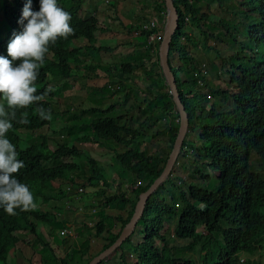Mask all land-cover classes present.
<instances>
[{
  "label": "trees",
  "instance_id": "16d2710c",
  "mask_svg": "<svg viewBox=\"0 0 264 264\" xmlns=\"http://www.w3.org/2000/svg\"><path fill=\"white\" fill-rule=\"evenodd\" d=\"M173 1L179 13V24L172 36L169 63L176 79L181 102L189 118L187 137L196 133L199 135L197 141L200 142L196 146L193 140L184 142L174 168L189 169L190 173L201 182L196 185L186 182L185 178L176 174L173 168L168 179L147 200L144 214L139 220L135 233L116 252H122L124 264H165L166 262L196 264L186 256H175L173 251L178 249L170 247L167 236L163 235L166 224L177 216L175 235L180 240L191 241L185 250L203 246L206 254L201 264H263L260 259L264 258V0H237L240 7L230 10L224 8L232 14L231 18H221L216 24L209 26L217 29L220 26L228 34L233 35L235 31L241 32L242 35L240 40L234 36L237 51L221 65L222 72L229 76L233 83L230 91L216 89L213 93L217 99L221 97L222 102L210 100L212 89L210 95L200 94L197 88L189 89L188 80L182 76L185 73V64L188 70L197 71L195 73L197 80L206 81L205 75L199 66L193 63L187 50V44L191 43L194 47L197 44L186 30V26L187 21L190 20L201 28L202 21L209 19V15L207 12H202L201 7L193 0ZM26 2L27 0H0V56L8 55V44L13 39V34L23 31V26L18 21ZM74 2L76 3L74 7L65 9L61 6L62 0H58V5L71 14L70 24L75 34L67 39L58 38L55 44L49 46V51L54 50L57 58L61 60L64 73L53 60L47 61L45 56L44 65L40 69V80L38 78L35 82L37 94L48 91L45 101L40 104L45 109L51 110L52 118L59 116L60 111L50 103L55 93L50 87L49 75L62 78L59 84H63L62 87L69 90L72 85L64 81L70 69L68 59V56L72 54L70 45L74 40L79 39V36L86 37L89 43L93 44L95 32L103 31L107 27L106 23L100 22L94 16L95 14L86 20L80 18L78 13L85 0H74ZM150 8L153 16L155 13L161 21V28L157 26L147 28L145 23L149 22L148 25H150L151 20L142 14V10L137 14L140 17L130 24L145 36V40L136 45L138 51H135V60H139L140 63L138 65L131 62L121 64L116 74H108L109 78L115 77V92L123 93L130 88L127 82L130 81L132 72L141 68L149 69L150 73L146 76L149 81L146 93L151 97L143 98L133 105L140 113L146 115L145 120L139 122L135 128H126L122 124L121 115L110 116L117 112L118 106H121L120 100H115L106 109L90 108L85 99H82L80 103L81 98L74 94H72L73 104L67 106L64 118L74 122L76 127L82 116H92L89 121L90 129H88L92 134L77 138L76 141L81 144L115 140L119 145L124 144L127 148L126 153L117 156V161L132 173L135 188L130 196L121 191L107 193L104 188L110 185L107 175L100 169L95 170L99 165L87 156L91 166V171L88 172L89 183L95 187L101 183L104 185V187L101 185L98 187L93 194L94 197L98 196L100 204L106 207L130 208L127 219L118 218L122 222L121 231L118 234L109 232L107 244L103 246L100 253L118 241L135 215L140 195L148 191L164 172L181 127L180 112L166 83L157 46L150 45L148 42L153 33L160 29L164 31L163 20L167 15L166 2L154 0V5ZM39 9L40 0H32V10L39 11ZM92 9V12L98 14L100 8ZM113 9L114 7L110 8V10ZM122 24L125 26L124 23ZM201 31L204 39L211 36L214 40H221V36L224 35L222 30L218 33L205 29ZM125 43L132 42L127 39ZM175 54L183 63L182 65L173 64ZM69 91L78 90L74 88ZM126 98H129L128 93ZM161 101H165L162 106L159 105ZM228 102L232 105H229L228 109L224 108L222 104ZM75 105L77 106L74 107ZM38 106L33 104L25 109H18L17 118L12 122L13 128L6 134L10 142L15 143L19 149L26 148L25 151H17L18 159L23 160L25 166L16 174V178L28 185L37 207L29 211L17 209L16 215H8L0 207V264H14L10 262L9 255L20 242L18 236L20 233L34 236L21 239V243L35 253H40L37 244L48 248V244L42 241L37 229L40 222L49 223L52 216V212L46 210L44 206H48L55 199L67 197L69 193L66 189H61L54 190L50 195L48 191H42V186L45 183L51 189L52 181L57 179L65 181V170L71 173L82 171L74 160L83 157L85 151L70 147L69 144H62L59 150L52 154L48 138L37 134L52 123V119L42 120L35 113ZM24 111L29 113L30 123L26 125L18 122ZM155 118L164 119L165 123L162 124L156 136H148V138L168 140L165 155H149L145 151V146L140 143L141 138L144 139L141 133L148 126L149 121ZM67 130H70V127L63 128L62 132ZM253 155L257 156L256 164L262 173L251 170ZM50 160L55 163L52 170L51 167L45 166V163ZM212 174H216L213 182ZM138 181L142 184L136 187ZM178 182L181 184L178 185ZM39 196L42 198V203L37 201ZM140 227L143 240L139 245H134L133 236ZM200 228L204 231H200ZM101 233L102 231L97 229L98 237ZM67 243L68 239L64 242L66 250L70 249ZM128 246H132L133 251L129 250ZM73 251L74 249L71 248L65 253V257L61 260L62 264H74L72 263ZM85 251L87 249L81 251V255L85 256ZM166 256L168 260L165 259ZM93 258L90 257L87 260L88 263ZM108 262H110L109 258L98 264Z\"/></svg>",
  "mask_w": 264,
  "mask_h": 264
},
{
  "label": "rangeland",
  "instance_id": "374dc122",
  "mask_svg": "<svg viewBox=\"0 0 264 264\" xmlns=\"http://www.w3.org/2000/svg\"><path fill=\"white\" fill-rule=\"evenodd\" d=\"M193 2H196L197 5H199L202 9V12H207L209 15V19L203 20V26L197 27L194 22L188 20L186 30L190 34V36L193 37L195 40L197 46L194 47L191 43L187 44V50L189 51V55L193 61V63L196 66H199V69L202 71V73L206 77V81L203 83L200 80L196 79L195 73L191 70H188V66L184 64L185 73L182 74L183 78L188 80V88H197L200 90V94L210 95V90L212 89L213 92L211 101L213 100H219L222 102V98L217 99V97L213 94L216 89L223 90V91H230L233 88V83L230 80V77L224 74L221 70L222 62L225 61L232 53L237 51L236 43L234 42V36L237 37V39H241L242 35L241 32H235L233 31L232 34L226 33L220 26L219 29L216 27H209L214 24H216L217 21H219L221 18H231L232 14L228 11H225L224 8L230 10L236 7H240V4L237 2V0H193ZM102 4V5H101ZM76 3L74 0H62L61 6L65 9H70L74 7ZM152 5H154V0H85L83 3L78 16L84 20L94 16L98 18L100 22L106 23L107 27L104 32L100 33L97 37L98 44L102 47V50H100V53L95 56L90 52L91 48L93 47L92 44L89 45L87 48H81L80 51L77 53V56L72 58L74 68L70 71V77H67L65 79H69L72 84L75 83V80L77 79L75 70V67L78 64L85 63L87 60H94L95 62H100L101 57L105 55L106 48L112 47L114 49L113 52H110V56H112V60L114 62V65L116 67H119L120 64H125L128 62H131L133 64L138 65L140 63L139 60H135V51L137 50V44L142 43L145 40V36L142 32H139L136 28L131 27L130 24L134 23L137 20V17H140V15L137 16L138 11L142 10V14L144 16H147L150 20L156 18L159 20V18L155 15L153 16V13L151 11ZM100 8L98 10V14L95 12H92V8ZM113 10H110V8H113ZM115 12V13H114ZM2 16V13H1ZM160 21V20H159ZM125 26H123V24ZM149 22H146L145 25H148ZM202 29L208 30L209 32H215L218 33L220 30L223 31L224 35L221 36V40H214L213 37L209 36L208 39H204V36L202 34ZM161 32V30H160ZM131 41L132 43L123 45L124 42ZM163 41L160 40L156 46L157 49L160 47L161 43ZM83 44V43H82ZM108 46V47H107ZM83 51H87L86 54L83 53ZM138 51V50H137ZM173 64L174 65H182L179 61L178 56L175 54L173 55ZM150 73L149 69L141 68L136 70L135 72H132L130 74V81L127 82L130 89L129 91V98H126L127 92L123 93H116L115 97L113 98H107L109 99H116L120 100L121 106H118L119 112H114L113 114H110L112 117H119V115L122 116V124L126 128H135L139 122H142L145 120L146 115L143 113H140L138 108L133 107L136 103H138L139 100L143 98H149L151 97L148 93H146V87L149 84V81L147 80L146 76ZM115 78V77H114ZM75 86V85H73ZM78 87H82L79 91H68L62 87V86H56L53 91H55V97L50 100L51 104H54L55 107L58 109L59 117H54V123L55 127L52 130H48V128H45L41 131H39L37 134L45 135L48 137L53 138L51 142V148L55 145L56 142L64 143L66 141L71 140L73 135L83 136V135H89L90 131V122L92 116L84 115L81 117L80 121L78 122L77 126L75 127V123L65 120L66 117V111L67 106L73 104V97L72 94L80 97L79 102H82V99L86 101V104L91 103L88 105V107H102L107 108L108 103L106 101H101L93 97V89H85V86L82 84H79ZM114 87V86H112ZM76 88V86H75ZM115 88V87H114ZM189 89L187 91H189ZM116 90V88H115ZM112 91V90H110ZM110 91H107L106 93H109ZM171 93V89H170ZM219 98V97H218ZM76 100V99H75ZM114 102V101H112ZM165 103V101L159 102V105L162 106ZM211 104V103H210ZM231 106L232 103L228 102L227 104H222L224 108ZM75 105L74 107H76ZM84 107H87L84 105ZM65 112V115L63 116V113ZM148 115V114H147ZM86 123V124H85ZM165 123L164 119H158L155 118L152 121H149L148 126L145 128L144 132L141 133V135L144 137L141 138L140 143L145 146V151L149 155H165L167 152V148H165L168 145V140L166 139H157L152 140L151 138H148V136H156L157 132L161 129L162 124ZM70 127V130H67L66 132H62L63 128ZM68 131L73 132L72 134ZM188 134V133H187ZM64 135V137H62ZM69 135V136H68ZM197 135L196 133L190 134V136H186L184 142L188 140H193V144L199 145L200 142L197 141ZM76 144V141L74 139L71 140L70 146H73ZM78 146V143L75 145ZM132 147V145H131ZM55 148V147H53ZM85 151L89 156L95 161L99 162L101 165L99 169L101 171H106L108 174V177L110 179V173L112 171H115L123 180H126L123 184H128L132 186L134 185V181L132 182V176L131 172L126 170L124 167L121 166V164L117 161V156L119 154H124L127 152L126 145L122 144L119 145L117 141L115 140H107L102 142H97L95 145H88L85 146ZM256 155L252 156L251 159V170L253 172L262 173L256 164ZM79 166L82 168V173L87 172V169L90 167L89 160L87 157H83L82 159H79L77 161ZM263 165V164H262ZM174 171L176 174L181 175L186 182H192L195 185L199 184L201 180L197 178L196 176L192 175L190 173L189 169H180L178 167L174 168ZM81 172H72L73 176H77L78 183L86 190L84 191V194H80L79 200H77L73 194L69 195V197L64 198L65 200L61 199H55L49 204L48 206H44L46 210H49L52 212V217L49 223H43L40 222L37 225V229L39 234L41 235V239L45 244H48V248L42 247L41 245L37 247L40 248V253H35L38 256L35 257L34 254L26 253L25 249H27V246L21 243V239L25 238H33L34 236L32 234L27 233H20L18 236L20 237V242L17 244L16 248H14L10 252V262L14 264H41L43 261L44 264H48L49 260L53 262V264H62L61 263V253L64 252V242L68 238L67 246H71V234H62V230L65 228H68L67 224L84 221V228L88 227L90 228L87 233L83 236L84 243L80 246L81 250L75 249L73 251V257H72V263L74 264H87L88 259L90 257L94 256H88V252L91 249H96V254L100 253L103 249V246L107 244V239L110 236L109 232L118 234L116 232H113L117 229V225L119 222L116 221V219H107L105 221V226L102 228V233L99 235V237L96 235L97 229H99L98 226H95L89 219L90 217L93 218L90 215V212H93V214L97 215H108V212L104 210L97 211V208H94V206H104L100 204V201L98 199V196L96 199V202L93 204L86 203L90 201L94 197V192L97 190L94 186H92L89 183L87 174H82ZM104 172V174H106ZM106 174V175H107ZM264 175V172H263ZM108 179V178H107ZM108 179V180H109ZM176 179V178H175ZM216 179V174H212V182ZM134 180V179H133ZM177 181V180H175ZM203 183V182H202ZM112 189H114L116 192H120L122 190V183L115 179L112 181ZM181 183L178 182V185ZM184 186V185H183ZM109 187V186H108ZM123 188H126L127 191L130 193V189L124 185ZM53 190H58V186L55 185L52 188ZM53 190H51L49 187L45 185V183L42 186V191H48L50 195L53 194ZM114 192V191H113ZM122 192V191H121ZM132 194V193H131ZM49 195V196H50ZM128 195V194H127ZM130 196V195H128ZM37 201L39 203H42V198L40 196L38 197ZM69 200L70 205L72 208L67 207V201ZM80 201V203H79ZM89 204V205H87ZM155 204H157V200H155ZM87 205V206H86ZM86 206V207H84ZM80 207L81 209H79ZM106 207V206H105ZM80 211L81 214H76L77 211ZM60 214V215H59ZM178 217H174L170 222L166 224V227L163 231V235L167 236L169 246L177 248L178 251H173L175 256L183 257L186 256V258L196 262V264H201L205 259L206 252L203 250V246L199 245L192 249L185 250V247L189 245L191 242L190 240H180L175 235V229H176V221ZM120 229H122V223L120 224ZM71 230L74 232L77 230L76 228L72 227ZM141 227L138 229V232L133 236V243L134 245H139L143 237L140 234ZM120 231V230H119ZM200 231H204L203 228H200ZM16 236V235H15ZM136 241H141L140 243H135ZM19 246V247H18ZM85 246V247H84ZM130 246H128L129 248ZM102 248V249H101ZM87 249L86 255H81V251ZM129 250L133 251V247L131 246ZM92 254H95L93 252ZM88 256V257H87ZM49 260H48V259ZM110 262L106 264H124L122 261V252H116L112 256L108 257ZM107 258V259H108ZM167 259V256L165 258ZM106 260V259H105ZM24 261H27L28 263H25ZM260 261L264 264V258L260 259ZM165 264H168L166 262Z\"/></svg>",
  "mask_w": 264,
  "mask_h": 264
},
{
  "label": "clouds",
  "instance_id": "9594fccd",
  "mask_svg": "<svg viewBox=\"0 0 264 264\" xmlns=\"http://www.w3.org/2000/svg\"><path fill=\"white\" fill-rule=\"evenodd\" d=\"M166 17L165 20H163L164 31L160 29L161 32L159 30L158 32L153 33L148 40L150 45H156L160 40H164ZM155 20L156 18L152 19L150 25L145 26L147 28H151L154 26L161 28V21L157 19L156 22ZM70 21L71 14L58 5V0H40L39 11H33L32 0H27L22 9L21 18L18 21V23L23 26V31L19 34H13V39L8 44V55L0 56V207H2L4 212L8 215H16L17 209H19L20 211H29L36 208L37 205L34 202L33 193L28 185L22 183L16 178V174H18L19 171L25 166L23 160L18 159L19 153L17 151H25L26 148L19 149L15 143L10 142V140L6 137V134L10 129L13 128L12 122L17 118V110L25 109L33 104L39 105L38 107H36L35 113L39 115L40 119H52L51 126L45 128H48V130H52L54 128L55 123L53 119L54 117L52 118L51 116V110L45 109L40 104V102L45 101L46 97L48 96V91L37 94L38 90L35 82L40 77V69L44 65L45 56L47 61H49V59L53 60L59 66L61 72L64 73V68L61 60L57 58L54 50L49 51V46L51 44H55L58 38L67 39L69 36L75 34V30L71 27ZM104 31L105 30H99L95 32V42L92 44L93 47L90 50V52L95 56H97L100 53V50H102V47L98 44L97 37ZM90 44L91 43H89L86 37L83 36H79V39L72 42V44L70 45L72 54L68 56L70 69L65 78L70 77V71L72 70V68H74V65H72L73 56L76 57L81 48H87ZM123 45H126V43L124 42ZM107 49L108 48H106L105 55L101 57L99 63L95 62L94 60H87L85 63L78 64L75 67V70L77 71V79L75 80L74 84H72L69 79H65L64 83L67 82L72 85L69 90L74 89L76 86V89L79 91L80 89H82V87H78L79 84L84 85L85 89H93V97L101 101H106L109 107L113 104L112 101L115 102L116 99L107 100V98H113L116 96V87L114 84L115 78H109L108 74H116L117 68H119L121 64L119 65V67H116L114 65L112 56H110L112 55L110 54V52H113L114 49L112 47H110L108 50ZM159 49L160 47L158 48V52ZM83 53L86 54L87 51H83ZM17 61H19L20 63L17 64ZM49 77L51 80V89L54 90L56 86L63 85L59 84L62 78H56L51 75H49ZM112 86H114L115 88ZM64 88L66 89V87ZM69 90H67V92ZM107 91L110 92L106 93ZM127 93H129L128 90ZM104 95L107 96L104 97ZM89 104L91 103H88V105ZM117 112H119L118 108ZM28 115V112H22L18 122L25 125L29 124L30 121L28 119ZM55 117L58 118L59 116ZM91 134L92 133L90 132L89 135L78 137L77 135H73L71 140L74 139L76 141L77 138L91 136ZM46 137L49 140L50 151L52 154L59 150L60 145H70L71 142V140L69 139L68 141L60 144H58L59 142H56L53 146L55 148H51V142L53 138L48 136ZM62 137H64V135H62ZM77 143L78 146H75ZM76 144L70 147H77L78 149H82L83 151H85V146L95 145L93 143L81 144L78 141H76ZM87 156H89V154H87L85 151L83 157ZM83 157L76 158L74 160L75 164L79 166L77 161L79 159H82ZM45 166L51 167L52 170V168L55 166V163L50 160V162L45 163ZM99 167L100 166H98V168H95V170H99ZM90 171L91 166L87 169V172L90 173ZM64 174L66 176V180H54L52 181L53 186L55 183V185L58 186L57 191L66 189L69 193L67 197L73 194L74 197L79 200L80 194H84V191L86 190L78 183L77 176H73L71 171L65 170ZM138 182L136 183V187H139L142 184L141 182V184L137 186ZM100 185L101 187H104L102 183L99 184L98 187H100ZM53 186L51 187V190H53ZM98 187L95 188L98 189ZM64 198L62 199L65 200ZM95 198H97V196ZM69 200L71 199H66L67 207L72 208ZM78 208L81 209L80 207ZM62 234H69L68 228L63 229ZM70 237L71 249L73 248V244L72 236L70 235ZM70 249L66 250V246H64L65 253L70 251ZM63 258H61V260Z\"/></svg>",
  "mask_w": 264,
  "mask_h": 264
},
{
  "label": "water",
  "instance_id": "95a60500",
  "mask_svg": "<svg viewBox=\"0 0 264 264\" xmlns=\"http://www.w3.org/2000/svg\"><path fill=\"white\" fill-rule=\"evenodd\" d=\"M165 2L167 6V17L165 24L164 40L159 49V59L164 76L166 78V83L169 85L171 89V92L174 96V102L181 116V127L179 130L178 138L176 140L174 150L171 156L169 157L164 172L153 183V185L149 188L148 191H145L140 195L135 215L131 220V222L124 229L121 237L113 246H110L108 249L98 254L88 264H98L99 262L112 256L134 234V232L138 228L139 220L142 218L144 214L147 200L168 179L181 153L184 140L188 133V129H189L188 114L186 112L184 105L181 102L180 94L176 85V79L169 63L170 44L172 41V36L176 32V29L179 24V14L177 8L174 5L173 0H165Z\"/></svg>",
  "mask_w": 264,
  "mask_h": 264
},
{
  "label": "crops",
  "instance_id": "0c3cea01",
  "mask_svg": "<svg viewBox=\"0 0 264 264\" xmlns=\"http://www.w3.org/2000/svg\"><path fill=\"white\" fill-rule=\"evenodd\" d=\"M97 163H98L99 166H101L99 164V162H97ZM104 172L106 173V171H104ZM109 173H110V179L108 177V174L106 173L107 174V178L109 179V182H110L109 187L108 186H105L106 192L107 193H116V191L114 189H112V186H113L112 181H114L115 179H117V180H119L122 183V190L121 191L122 192L127 191L126 188H123L124 185H125L126 187L131 188L130 189V193L126 192L128 195H131L132 190H133V188H135V186H132L131 187V185L123 184V183L126 182V180H123L122 178H119L120 176L115 171H112V172H109ZM95 199L96 198L93 197L92 199H90V201H88L86 203H89V204L95 203L96 200H98V199H96V200ZM79 203H80V201H79ZM89 204H87V205H89ZM86 206H84V207H86ZM94 208H97V211L104 210L105 209L108 212V215L107 216L106 215H104V216L97 215L96 216V214H93V212H90V215L93 218L90 217L89 219L91 220V222L93 224H95V226H98L101 231H102L103 226H105V221L107 219H116V221L119 222V223L117 225V229L115 231H113V232L119 233L121 231V229H120L119 226H120V224L122 222L119 221L118 218L122 217L123 219H127L128 216L130 215V208L119 209V208L105 207V206H98V207L97 206H94ZM76 214H80V212L77 211ZM176 223H177V221H176ZM83 224H84V221H79V222L76 221L74 223L67 224L68 230H69V234H71V236H72V244H73L74 250L75 249L81 250L80 246L84 243L83 236L87 233L86 231H88L90 229L88 227L87 228L86 227L84 228ZM72 227L76 228L77 230L74 232L73 230H71ZM140 242L141 241H136L135 240V243H140ZM25 251H26V253H30L31 252L32 254H34V252L33 251H30V249H28V248L25 249ZM93 252H95V254H92ZM96 253H97L96 252V249H95V251H94V249H91L88 252V254H90L88 256H94L95 257ZM34 256L37 257L38 255L37 254H34ZM64 256H65V252H62L61 253V258H63ZM24 262L25 263H28L27 261H24ZM41 264H44L43 261L41 262ZM48 264H53V262L49 260V263Z\"/></svg>",
  "mask_w": 264,
  "mask_h": 264
},
{
  "label": "built area",
  "instance_id": "2783aa9c",
  "mask_svg": "<svg viewBox=\"0 0 264 264\" xmlns=\"http://www.w3.org/2000/svg\"><path fill=\"white\" fill-rule=\"evenodd\" d=\"M141 184V182H138L137 186H139ZM79 190H82V189H79Z\"/></svg>",
  "mask_w": 264,
  "mask_h": 264
}]
</instances>
